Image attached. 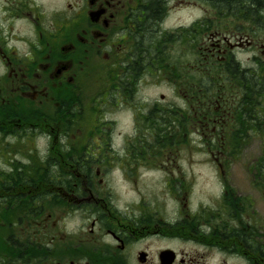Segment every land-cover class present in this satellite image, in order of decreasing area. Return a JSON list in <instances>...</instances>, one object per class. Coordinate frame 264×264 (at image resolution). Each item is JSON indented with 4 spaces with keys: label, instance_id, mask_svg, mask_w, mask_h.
Instances as JSON below:
<instances>
[{
    "label": "flooded vegetation",
    "instance_id": "1",
    "mask_svg": "<svg viewBox=\"0 0 264 264\" xmlns=\"http://www.w3.org/2000/svg\"><path fill=\"white\" fill-rule=\"evenodd\" d=\"M199 3L0 0V264H264V8L169 25ZM235 67L253 93H219ZM195 135L204 200L178 193ZM112 173L169 193L98 190Z\"/></svg>",
    "mask_w": 264,
    "mask_h": 264
},
{
    "label": "rangeland",
    "instance_id": "2",
    "mask_svg": "<svg viewBox=\"0 0 264 264\" xmlns=\"http://www.w3.org/2000/svg\"><path fill=\"white\" fill-rule=\"evenodd\" d=\"M210 14L211 18L216 13L215 8L211 5L210 7L206 4L199 3L198 6H195L192 11H185L184 13H172L169 21L170 26H174L179 21L183 23H194L201 20L204 15ZM227 20V18H225ZM218 21L220 26H223L226 23V20ZM214 27V26H213ZM249 54L242 53L239 55V60L246 63ZM247 64V63H246ZM218 73H221L218 68H211ZM214 71V72H215ZM216 74V73H215ZM196 77H199L198 75ZM151 94H165L170 97L171 90L165 86L153 88L150 92ZM207 147L203 144L202 141L199 142V138L195 135L194 146L189 149L192 151V154L189 158L193 159V177L192 181H189V186L187 187L186 181H179L178 183V193H196L198 199L204 200L203 193H221L223 190V179L217 173L216 169L212 166V160L210 163L207 162L211 157L207 154ZM186 151L185 149L183 152ZM186 156V154H183ZM240 166L234 160L231 161L228 166V180L231 185L236 189L238 181L240 179L239 175ZM104 182L99 183L97 179L96 184L100 186L98 190H106L109 193H135L134 190H138L140 193H169L168 187L166 186L167 182L162 180V178L156 176H149L143 178L140 181L135 183H129L125 179H122L117 173H112L107 177H103ZM133 184H136L133 186Z\"/></svg>",
    "mask_w": 264,
    "mask_h": 264
},
{
    "label": "trees",
    "instance_id": "3",
    "mask_svg": "<svg viewBox=\"0 0 264 264\" xmlns=\"http://www.w3.org/2000/svg\"><path fill=\"white\" fill-rule=\"evenodd\" d=\"M162 1V0H161ZM211 5L215 8L216 13L218 15H227L242 17L245 21H250L252 19V15L256 14L260 8H264V0H258L257 2H253L252 0H209ZM213 70L211 73V78L217 77V88H219V93H225L226 88L233 89L234 93H237L239 88H241L242 93L251 94L253 93L254 84L252 82L253 74L251 70H240L235 67L234 69L226 70L224 73H218L217 71ZM216 73V74H215ZM241 76L243 82L237 85H224L220 82V77H232ZM212 93H218L213 91Z\"/></svg>",
    "mask_w": 264,
    "mask_h": 264
}]
</instances>
